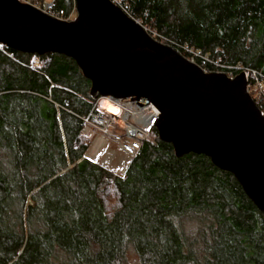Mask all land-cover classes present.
Listing matches in <instances>:
<instances>
[{
  "label": "trees",
  "instance_id": "16d2710c",
  "mask_svg": "<svg viewBox=\"0 0 264 264\" xmlns=\"http://www.w3.org/2000/svg\"><path fill=\"white\" fill-rule=\"evenodd\" d=\"M124 1L183 56L209 58L206 71L264 76V0ZM97 100L73 59L0 44V264H127L130 248L140 264H264V214L207 156L179 158L154 126L123 176L84 158Z\"/></svg>",
  "mask_w": 264,
  "mask_h": 264
},
{
  "label": "water",
  "instance_id": "95a60500",
  "mask_svg": "<svg viewBox=\"0 0 264 264\" xmlns=\"http://www.w3.org/2000/svg\"><path fill=\"white\" fill-rule=\"evenodd\" d=\"M75 7L76 19L63 21L20 0H0V44L73 59L96 100L154 105L161 141L179 158H210L264 214V113L247 89V71L234 79L206 73L111 0H75Z\"/></svg>",
  "mask_w": 264,
  "mask_h": 264
},
{
  "label": "built area",
  "instance_id": "2783aa9c",
  "mask_svg": "<svg viewBox=\"0 0 264 264\" xmlns=\"http://www.w3.org/2000/svg\"><path fill=\"white\" fill-rule=\"evenodd\" d=\"M22 2L34 5L32 2L33 0H20ZM55 0H48L45 3L42 9L40 10L46 11L53 18L64 20L70 18H62L59 15L52 12V7ZM114 5L119 7L125 14L130 17L128 3L124 0H111ZM139 22V21H138ZM140 23V22H139ZM145 31L153 38L155 41L172 47L165 39L161 38L158 33L144 27ZM174 48V47H173ZM175 49V48H174ZM178 51V50H177ZM179 52V51H178ZM181 54V53H180ZM191 56L185 57L190 62L196 64L201 69H203L206 73H223L227 75V77L234 79L238 75L243 72L247 71V79H248V86L247 89L249 93L254 89L257 91L259 98L264 100V76L256 70L252 69H245L242 65L236 66H223L217 63H214V66L221 67L222 69L219 71H212L208 72L205 70L206 63H211V60L207 57H202L201 54L197 53L196 51H190ZM182 55V54H181ZM197 59H200L199 62ZM108 100L113 104L118 110L119 113H112L107 109L103 108V111L99 107L100 100ZM103 100V101H104ZM103 103V102H102ZM97 113L91 112L90 116L94 117L96 122L93 125H97L100 127L111 128L112 126H122L124 125V134L119 137L118 143L122 148L123 152L131 157L136 155L142 148V145L145 141L148 140L150 130L152 127L155 126V121L159 116V111L154 107V105L149 104L148 102L143 105L141 108H132L125 100L118 99L114 97H104L97 100ZM122 116V117H121ZM86 123H90L88 120H85ZM124 123V124H123Z\"/></svg>",
  "mask_w": 264,
  "mask_h": 264
},
{
  "label": "rangeland",
  "instance_id": "374dc122",
  "mask_svg": "<svg viewBox=\"0 0 264 264\" xmlns=\"http://www.w3.org/2000/svg\"><path fill=\"white\" fill-rule=\"evenodd\" d=\"M33 6H35L38 9L40 8L42 9L46 5L36 4ZM46 13H48V10L46 11ZM76 17H77V11H76V7H74V9L69 13L67 17L70 19H64L63 21H74ZM251 92L253 93V96L256 97L258 96L256 90L253 89ZM103 100L104 99L100 100L98 105L102 111H103L102 107L108 110V108H106V105L102 103ZM94 122H96V120ZM94 122L87 123V127L85 128L83 133L84 136L91 141V147L86 154L87 157L92 161L101 164L102 166L114 172L115 174L123 176L131 161L130 156L123 152L122 148L120 147V144L118 143L119 137L124 132V125L122 126L116 125V126H112L111 128L110 127L107 128V126L100 127V125L99 126H97L96 124L93 125ZM32 204L33 201L29 200V205ZM186 226L188 228H195L197 226V223L195 221H190L187 223ZM126 263L140 264V259L133 248H130L127 253Z\"/></svg>",
  "mask_w": 264,
  "mask_h": 264
},
{
  "label": "bare ground",
  "instance_id": "6f19581e",
  "mask_svg": "<svg viewBox=\"0 0 264 264\" xmlns=\"http://www.w3.org/2000/svg\"><path fill=\"white\" fill-rule=\"evenodd\" d=\"M103 103L106 105V108H108L110 112L112 111V113L116 114L119 113V110L113 104L109 103L108 100L103 101Z\"/></svg>",
  "mask_w": 264,
  "mask_h": 264
}]
</instances>
